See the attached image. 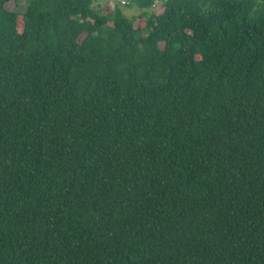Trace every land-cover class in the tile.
Segmentation results:
<instances>
[{
	"label": "trees",
	"instance_id": "1",
	"mask_svg": "<svg viewBox=\"0 0 264 264\" xmlns=\"http://www.w3.org/2000/svg\"><path fill=\"white\" fill-rule=\"evenodd\" d=\"M9 1L0 264H264V0Z\"/></svg>",
	"mask_w": 264,
	"mask_h": 264
},
{
	"label": "rangeland",
	"instance_id": "2",
	"mask_svg": "<svg viewBox=\"0 0 264 264\" xmlns=\"http://www.w3.org/2000/svg\"><path fill=\"white\" fill-rule=\"evenodd\" d=\"M97 3L100 5V10L103 12H109L114 7V0H97ZM122 7V12L127 18L134 17L138 14V11L132 8ZM6 8L9 10H15L19 13H22L25 9L24 4L16 5L13 0H10L6 4ZM20 21V20H19ZM137 22H135L136 24Z\"/></svg>",
	"mask_w": 264,
	"mask_h": 264
},
{
	"label": "built area",
	"instance_id": "3",
	"mask_svg": "<svg viewBox=\"0 0 264 264\" xmlns=\"http://www.w3.org/2000/svg\"><path fill=\"white\" fill-rule=\"evenodd\" d=\"M114 1H116V0H114ZM117 1H119L120 5H122V6H125L128 3L127 0H117ZM152 8L154 9V5Z\"/></svg>",
	"mask_w": 264,
	"mask_h": 264
}]
</instances>
